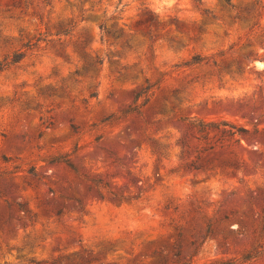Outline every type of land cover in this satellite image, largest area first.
Instances as JSON below:
<instances>
[{
  "label": "rangeland",
  "instance_id": "obj_1",
  "mask_svg": "<svg viewBox=\"0 0 264 264\" xmlns=\"http://www.w3.org/2000/svg\"><path fill=\"white\" fill-rule=\"evenodd\" d=\"M15 52L0 264H264V0H0Z\"/></svg>",
  "mask_w": 264,
  "mask_h": 264
},
{
  "label": "trees",
  "instance_id": "obj_2",
  "mask_svg": "<svg viewBox=\"0 0 264 264\" xmlns=\"http://www.w3.org/2000/svg\"><path fill=\"white\" fill-rule=\"evenodd\" d=\"M199 2V0H196ZM227 4L231 7H233L231 4L227 2ZM205 13H210L207 9H203ZM259 17L261 14H258ZM235 18H238L237 16ZM257 24V23H256ZM24 56V53L20 52H15L12 54V57L8 59L6 57L4 60L0 61V70L5 69L6 67L13 65L21 60V58ZM202 60H204V57H199L198 55H195L191 58V60L188 62V64H198ZM148 90V87L144 88V92ZM139 95L136 96V99L138 98ZM188 127L192 130H194L198 136L195 137L197 141H204L206 142L208 140L209 134L212 132H215L220 135H228L230 137L234 135H239V134H244L247 132V129H244L242 127H237L234 123L227 121V120H206V119H199V118H192L188 120ZM179 144L181 147V157L185 154L186 152V143L184 140L180 139ZM183 166L185 167H193L197 168L193 165V161H185ZM30 174H32L34 177H37V174L33 169L29 171ZM102 197V196H101ZM103 198V197H102ZM20 206V205H19Z\"/></svg>",
  "mask_w": 264,
  "mask_h": 264
}]
</instances>
